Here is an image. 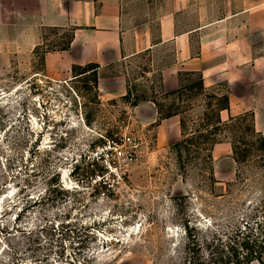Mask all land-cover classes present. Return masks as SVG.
<instances>
[{
	"label": "rangeland",
	"instance_id": "rangeland-1",
	"mask_svg": "<svg viewBox=\"0 0 264 264\" xmlns=\"http://www.w3.org/2000/svg\"><path fill=\"white\" fill-rule=\"evenodd\" d=\"M70 35L46 31L38 53L0 50V264H228L219 252L261 231L264 143L218 136L237 141V162L181 128L159 138L158 106L179 107L190 137L217 107L186 89L197 75L169 95L145 55L98 68L97 83L51 78L43 51Z\"/></svg>",
	"mask_w": 264,
	"mask_h": 264
},
{
	"label": "crops",
	"instance_id": "crops-1",
	"mask_svg": "<svg viewBox=\"0 0 264 264\" xmlns=\"http://www.w3.org/2000/svg\"><path fill=\"white\" fill-rule=\"evenodd\" d=\"M51 29L72 34L68 49L44 56L51 78L68 79L74 66L102 70L145 55L161 68L165 89L178 88L182 74L201 75L207 90L229 96L222 120L251 113L264 134V0H0V50L32 53ZM180 128L179 116L163 119L159 138ZM232 149L219 143L213 157Z\"/></svg>",
	"mask_w": 264,
	"mask_h": 264
},
{
	"label": "trees",
	"instance_id": "trees-1",
	"mask_svg": "<svg viewBox=\"0 0 264 264\" xmlns=\"http://www.w3.org/2000/svg\"><path fill=\"white\" fill-rule=\"evenodd\" d=\"M45 39H43L44 42ZM72 41V34L70 35L68 41L64 44V46L60 47V50H66L70 47ZM43 47V43L36 47L35 53H38V50ZM52 50H44L43 55L41 57V60L43 62L44 66V56L47 52H50ZM99 68L98 64H88L86 66H74L73 67V75H86L88 73L93 74L94 80L97 83V69ZM187 75H197L193 73H186ZM199 78L198 80L186 87L187 90L191 92L192 95L195 94L194 89L197 90L196 94H202L206 99L209 100L207 103V108H211L212 106H216L217 109L212 114H206L204 118H202L204 121H207L205 124H200V129L193 130L192 136H189V133L187 132V122L183 116V111H180L179 107L171 106L167 110H165L162 107L158 106V113L160 115L159 120L170 118L173 116L180 115L181 117V129H182V135H183V141L187 142V144L195 145L196 143H201L202 145H206L208 148L207 150H213V147L221 142L222 139H218V136L229 133L231 135H235L238 129H243L246 134L251 135L256 139L257 142L264 143V135L260 132H257L254 124L253 115L251 113H247L241 116L237 117H231L229 120L224 121L222 120L220 116V112L224 109L229 108V96L227 94H218V93H210L206 89L204 85V81L201 75H197ZM181 88V87H180ZM182 89H176L170 93L169 95H176L181 94ZM215 101V104L213 103ZM192 109V108H191ZM207 131V134H204L203 131ZM196 134L198 136H196ZM199 138L195 141V138ZM226 141H229V136H225ZM202 140V141H201ZM236 142L233 138L231 141L232 147H233V154L235 156V160L237 162H240L242 158H244V155H242L238 151V147L236 145ZM182 143V142H180ZM264 147V144H262ZM107 169V167L105 166ZM43 201V200H42ZM258 227H260V234L256 236L255 239H250L249 235H244V237L239 240L238 242H231L229 243V246L227 249L228 254H224V252L220 251L217 255V259L221 260L223 262L235 263V264H250L255 260H261L264 254V216L261 222L258 224ZM257 248V249H256ZM241 251H243V254H241Z\"/></svg>",
	"mask_w": 264,
	"mask_h": 264
}]
</instances>
